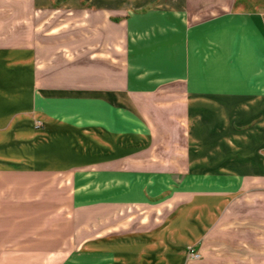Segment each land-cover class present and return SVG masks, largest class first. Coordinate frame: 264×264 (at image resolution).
<instances>
[{
    "label": "crops",
    "instance_id": "obj_1",
    "mask_svg": "<svg viewBox=\"0 0 264 264\" xmlns=\"http://www.w3.org/2000/svg\"><path fill=\"white\" fill-rule=\"evenodd\" d=\"M0 264H264V0H0Z\"/></svg>",
    "mask_w": 264,
    "mask_h": 264
},
{
    "label": "rangeland",
    "instance_id": "obj_2",
    "mask_svg": "<svg viewBox=\"0 0 264 264\" xmlns=\"http://www.w3.org/2000/svg\"><path fill=\"white\" fill-rule=\"evenodd\" d=\"M118 7H121V8H123L124 7V3H122V2H118ZM27 28H28V26H27V22H22L21 23V25L18 27V33H21L20 35H25L26 33H27ZM12 31H10V33H9V35L8 36H6V37H8V38H12V36H13V34L11 33Z\"/></svg>",
    "mask_w": 264,
    "mask_h": 264
},
{
    "label": "built area",
    "instance_id": "obj_3",
    "mask_svg": "<svg viewBox=\"0 0 264 264\" xmlns=\"http://www.w3.org/2000/svg\"><path fill=\"white\" fill-rule=\"evenodd\" d=\"M190 255L193 256V257H200L199 252H195V251H192V252L190 253Z\"/></svg>",
    "mask_w": 264,
    "mask_h": 264
}]
</instances>
